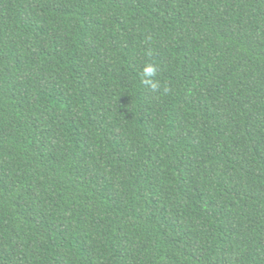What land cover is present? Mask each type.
Here are the masks:
<instances>
[{
	"label": "trees",
	"instance_id": "obj_1",
	"mask_svg": "<svg viewBox=\"0 0 264 264\" xmlns=\"http://www.w3.org/2000/svg\"><path fill=\"white\" fill-rule=\"evenodd\" d=\"M0 264H264V0H0Z\"/></svg>",
	"mask_w": 264,
	"mask_h": 264
},
{
	"label": "clouds",
	"instance_id": "obj_2",
	"mask_svg": "<svg viewBox=\"0 0 264 264\" xmlns=\"http://www.w3.org/2000/svg\"><path fill=\"white\" fill-rule=\"evenodd\" d=\"M146 73H147V75H149V76H151V75H153L154 74V72H155V69L154 68H152L151 66H149L148 68H146ZM153 87H155V85H153Z\"/></svg>",
	"mask_w": 264,
	"mask_h": 264
}]
</instances>
